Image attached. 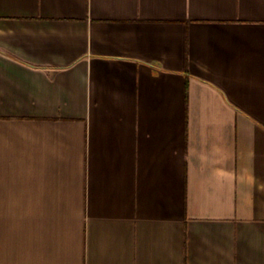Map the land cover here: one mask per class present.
Segmentation results:
<instances>
[{
  "label": "crops",
  "instance_id": "crops-1",
  "mask_svg": "<svg viewBox=\"0 0 264 264\" xmlns=\"http://www.w3.org/2000/svg\"><path fill=\"white\" fill-rule=\"evenodd\" d=\"M0 264H264V0H0Z\"/></svg>",
  "mask_w": 264,
  "mask_h": 264
}]
</instances>
